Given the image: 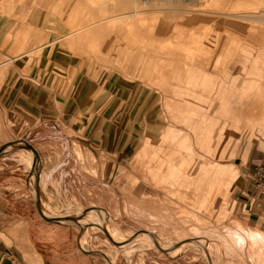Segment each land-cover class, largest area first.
<instances>
[{
  "label": "rangeland",
  "instance_id": "374dc122",
  "mask_svg": "<svg viewBox=\"0 0 264 264\" xmlns=\"http://www.w3.org/2000/svg\"><path fill=\"white\" fill-rule=\"evenodd\" d=\"M19 3L0 0V6L16 16L4 19L8 39L16 42L6 41L4 47L15 57L8 63L11 73L21 69L32 81L12 83L27 93L2 101L13 112L43 114L45 121L57 112L61 120L69 118L66 124L73 129L61 132V137L107 148L113 171L128 174L129 194L139 188L134 177L144 172L161 192L171 183L176 200L171 226H165L163 212L151 225L137 228L130 218L114 219L91 207L54 201L44 202L45 210L55 213L53 219L75 226L82 246L104 250L109 264H141L143 255L163 262L165 255L183 252L194 257V264H242L228 260L231 250L219 243L229 238L219 223L231 197L213 196L211 189L264 164V0H76L77 24L85 22L87 11L92 26L79 31L77 25L70 68L52 66L48 58L47 65L39 66L40 52L19 55L24 50L19 45ZM134 6L137 12L130 16ZM101 42L117 49L103 51ZM217 59L229 65L214 67ZM180 128L188 129L192 140ZM25 144L0 154L20 148L33 191V174L43 158L32 147L30 163ZM170 145L181 165L175 163V174L165 181L160 167L171 155ZM84 209L89 212L66 220ZM104 228L122 235L143 231L173 244L163 249L144 240L114 245L105 240ZM183 241L188 242L186 248L174 252Z\"/></svg>",
  "mask_w": 264,
  "mask_h": 264
},
{
  "label": "crops",
  "instance_id": "0c3cea01",
  "mask_svg": "<svg viewBox=\"0 0 264 264\" xmlns=\"http://www.w3.org/2000/svg\"><path fill=\"white\" fill-rule=\"evenodd\" d=\"M1 1L15 3L17 0ZM19 4L18 17L23 20L19 45L24 48L19 55L40 52L42 64L39 66L47 65L44 60L48 58L53 59L49 62L52 66L73 67L75 29L77 25L92 26L87 11L82 17L85 22L77 24L79 9L76 0H20ZM9 12L0 6V145L13 138H25L34 148V154L42 156L43 162L39 168L42 188L37 209L32 200L34 192L30 189L32 175L20 160L17 151L20 148H10L0 154V264H13V260L18 264H109L104 250L98 246H82V235L77 228L53 219L52 213L45 210L44 202L59 201L74 207H91L114 219L118 216L130 218L133 224L139 225L137 228L151 225L153 219L163 212L165 226H171L172 203L176 202L171 183L164 184L161 192L155 185L151 186V177L141 172L134 177L138 190L129 194L125 186L128 174H124L125 170L113 171L107 148L102 144L92 146L85 141L61 137V132L73 129L70 123L66 124L70 122L69 118L61 120V114L57 112L45 121L43 114L37 116L27 109H14L13 112L10 104L2 101L20 98L22 93H27L26 88L24 92L19 91L12 83L32 81L21 69L17 70L18 74L11 73L8 63L15 57L11 58L12 52L4 44L15 40L8 39L4 19L16 16ZM33 20L35 27L32 26ZM107 44L101 42L100 49L106 52L117 49ZM212 65L228 66L229 63L217 59ZM49 131L53 132L51 136H47ZM179 131L192 140L193 134L188 129L180 128ZM195 139L198 145V133ZM196 149L199 154L198 146ZM163 163H169V158ZM255 166L245 169L237 179L229 182L231 199L229 205L221 209L223 222L219 223L229 235V238L219 239L223 248L231 250V255L226 258L242 264H264V186L258 185L252 175ZM160 171L163 172L161 167ZM163 174L165 181L171 179L172 175L165 171ZM33 177L36 180V172ZM5 251L7 256L4 257ZM185 253L173 257L165 255L163 262L143 255L141 264H194V257Z\"/></svg>",
  "mask_w": 264,
  "mask_h": 264
},
{
  "label": "bare ground",
  "instance_id": "6f19581e",
  "mask_svg": "<svg viewBox=\"0 0 264 264\" xmlns=\"http://www.w3.org/2000/svg\"><path fill=\"white\" fill-rule=\"evenodd\" d=\"M134 8H135V6H134ZM134 10L135 11H133L132 13L129 12L128 14L130 16L133 15V13L137 12L136 8ZM260 13L264 15V11H262ZM242 16L244 17V15H242ZM245 18H247V16ZM248 18L251 19L252 17H248ZM87 28H88V26L85 25V26L80 27L79 28L80 30L79 29L78 30L81 31V30H85ZM8 61H10V60H7V62ZM16 145L23 146V147L26 146V144L24 142L16 143ZM170 147H171V155L169 157V163H163L161 170L163 172L164 171L167 172L169 175H174L175 174V169H174L175 163L177 165H181V162L178 161L177 152H176L174 146L170 145ZM5 148H7V147H2V148H0V150H4ZM34 183H35V186H34L32 192H35L37 189V181L35 180ZM211 190H212L213 196L224 195L227 197V193L229 190V184L225 183V182L220 183V184L216 183V185L213 186ZM85 208H87V207H85ZM87 212H89V211L84 209L83 211H81V214L74 216V214L76 213V211H74V213H72L71 215L66 216V220L67 219L70 220L72 218L71 216H73L75 219H77V218H79V216H82L83 214H86ZM64 214H62V215H64ZM51 215L55 216V213H52ZM72 220H74V219H72ZM104 231H105V233H104L105 240L114 244V245L123 244L125 242L127 243V242H135V241L144 240L145 243L149 246H153L156 249H163V248L169 247L170 245L173 244L172 240L164 239V241H160V240L156 239V236L145 233L143 231H138V232H136V234L133 233V234H129V235H122L119 231H112L109 228H104ZM191 241H193V240H191ZM187 244H188V242L183 241L180 246L178 245V246L174 247L172 250L174 252H177L179 250H184L186 248Z\"/></svg>",
  "mask_w": 264,
  "mask_h": 264
},
{
  "label": "water",
  "instance_id": "95a60500",
  "mask_svg": "<svg viewBox=\"0 0 264 264\" xmlns=\"http://www.w3.org/2000/svg\"><path fill=\"white\" fill-rule=\"evenodd\" d=\"M19 142H24V143H27L29 145V148H28V152H29V160H30V163H32L33 161V155H32V145L31 143L29 142V140L25 139V138H13V139H10L8 141H5L4 143H2V147H8V146H11L13 144H16V143H19ZM36 180H37V189L36 191L33 193V196H32V200H33V205L37 208V198H38V194L42 188V176H41V173L39 171H36ZM38 209V208H37ZM44 215H48V214H45L43 213Z\"/></svg>",
  "mask_w": 264,
  "mask_h": 264
},
{
  "label": "built area",
  "instance_id": "2783aa9c",
  "mask_svg": "<svg viewBox=\"0 0 264 264\" xmlns=\"http://www.w3.org/2000/svg\"><path fill=\"white\" fill-rule=\"evenodd\" d=\"M252 175L254 177V179L257 181L258 185H262L264 186V164H260L258 166H256L253 170H252ZM3 256H7V252H3ZM13 264H18V261L13 260Z\"/></svg>",
  "mask_w": 264,
  "mask_h": 264
}]
</instances>
